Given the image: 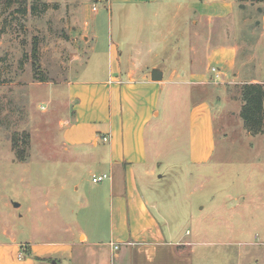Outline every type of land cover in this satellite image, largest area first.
Listing matches in <instances>:
<instances>
[{
  "label": "rangeland",
  "instance_id": "obj_1",
  "mask_svg": "<svg viewBox=\"0 0 264 264\" xmlns=\"http://www.w3.org/2000/svg\"><path fill=\"white\" fill-rule=\"evenodd\" d=\"M164 1L160 7L166 18L161 14L155 20L159 29L166 30L165 19L180 14L165 34H169L170 59L158 60L157 66L168 70L165 78L173 84L164 87L161 114L153 120L158 131L147 128L150 159L157 164L152 176L140 179V186L148 200L157 204L151 206V213L164 228L170 225L188 239L204 242L194 247L197 264L201 259L206 264H264V132L250 133L241 116L245 78L264 77V38H260L264 3H257L263 9L260 12L249 0L241 2L246 6L242 10L234 0H216L218 5H213L214 0ZM33 3L37 6L34 12ZM66 4L65 0H29L26 14L15 11L18 5L0 6V243H11L13 237L20 243L32 238L38 242L36 234L56 233L61 210L75 205L76 196L88 190L98 168L91 150L64 143L63 121L70 118L72 108L64 81L75 66L74 56L84 50ZM88 4L92 11L94 3ZM95 5L98 13L106 12L104 5ZM230 11L237 20L242 16L239 29L243 31L245 24L254 26L258 20V34H247V29L245 37L240 33L244 48L238 57L244 59L245 53L255 52L260 63L243 66V75L236 80L220 74L222 63L206 59L210 51L206 44L210 47L217 36L221 39V21H208L198 14ZM137 21L128 22V33L115 30L114 41L124 45L126 37L136 35L142 27ZM107 25L99 28L103 37H108ZM121 50L125 53V47ZM138 61L141 72L153 64V60ZM106 62L89 60L80 71L102 72ZM189 71L209 73L191 79ZM44 77L47 80L40 81ZM196 80L203 83L195 85ZM203 102L215 114L206 131L198 120L190 123L191 110ZM201 133L214 146L206 161L198 163L193 143ZM76 184L80 193L74 192ZM90 201L92 208L95 203ZM0 250L4 264L25 262L19 260L21 249L15 245Z\"/></svg>",
  "mask_w": 264,
  "mask_h": 264
},
{
  "label": "crops",
  "instance_id": "obj_2",
  "mask_svg": "<svg viewBox=\"0 0 264 264\" xmlns=\"http://www.w3.org/2000/svg\"><path fill=\"white\" fill-rule=\"evenodd\" d=\"M65 2V6L70 8L73 28H77L75 31L83 41L84 50L74 56L75 66L64 81L68 101L72 104L70 118L63 121L66 129L64 143L81 150H91L98 159L94 164L98 168L92 174L109 173L111 178L99 183L90 182L91 186L83 195H75V205L70 210H61L64 217H60L61 226L56 233L43 231L36 234L40 237L38 242L32 238L20 243L13 237L11 243L2 242L0 247L17 246L18 251L21 249L19 260L25 261L23 264H197L194 247L204 242L188 239L170 225L164 228L151 213V206L156 207L157 204L148 200L140 186V179L152 176L157 164L150 159L147 128L153 127L154 131H158L153 126V120L161 114L159 107L164 87L173 84L170 78H165L168 72L165 67H161L163 79L159 81L152 79L151 71L159 66L158 60L170 59V48H166L169 34H165L180 14L173 13L167 21L165 19V30L159 29L155 22L161 14L166 18L165 9L160 7L164 0ZM91 2L94 3L92 11L88 8ZM95 3L104 5L106 12L98 13L100 10ZM232 3L240 10L246 7L235 0ZM214 4L218 5L216 0ZM250 5L258 10L261 7L257 3ZM198 14L208 21H221V39L217 36V41H211L210 47L206 44L207 51L210 50L206 59L223 64L224 70L219 72L225 79H239L243 75V66L260 63L255 52L245 53L244 59L238 57L239 51L244 48L240 33L245 37L247 29V34H258V20L254 26L252 23L245 24L247 28L243 31L239 29L242 16L237 20L233 11L226 14ZM114 20L118 24L116 29ZM136 20H139L138 24L141 22L142 27L129 38L130 41L126 37L125 46L123 42L114 41L115 30L128 33L131 30L128 22ZM106 24L109 33L108 37H103L104 32L99 28ZM261 37L264 38V33ZM121 46L125 47V53ZM89 60H105L106 68L102 72L91 70L87 73V69L81 73L80 69ZM138 60H153V64L141 72ZM208 73L189 71L187 76L196 79ZM245 81L264 82V77L259 79L253 76L251 80L245 78ZM194 82L195 85L203 83L198 80ZM206 103L193 108L190 114V123L198 120L205 125V131L215 118L213 107ZM204 134L201 133L200 139H194L193 143L198 163L206 161L208 150L214 146L213 140ZM104 136H108L109 140H105ZM118 178H121L119 184ZM74 192L80 193L79 184L75 185ZM90 199L95 203L92 208ZM187 234L191 235L189 230ZM22 250L30 253L31 258ZM4 260L5 255L0 250L1 264H4ZM199 264H206L205 259H201Z\"/></svg>",
  "mask_w": 264,
  "mask_h": 264
},
{
  "label": "trees",
  "instance_id": "obj_3",
  "mask_svg": "<svg viewBox=\"0 0 264 264\" xmlns=\"http://www.w3.org/2000/svg\"><path fill=\"white\" fill-rule=\"evenodd\" d=\"M241 5L246 0H238ZM254 3H264V0H249ZM242 2V3H241ZM29 0H0V6L12 7L18 5L16 12L26 14L28 12ZM37 6L32 4L31 10L34 12ZM262 12V7L259 8ZM36 54V52H35ZM38 67V66H37ZM46 81L47 78H39ZM243 106L241 116L244 119L246 129L252 134L264 132V82H245L241 90Z\"/></svg>",
  "mask_w": 264,
  "mask_h": 264
},
{
  "label": "built area",
  "instance_id": "obj_4",
  "mask_svg": "<svg viewBox=\"0 0 264 264\" xmlns=\"http://www.w3.org/2000/svg\"><path fill=\"white\" fill-rule=\"evenodd\" d=\"M212 70L215 71L216 68L213 67ZM104 139L105 140H109L108 136H104ZM109 178H111L109 173H102V174H94L92 180H93L94 183H99V182H103V181H105V180H107Z\"/></svg>",
  "mask_w": 264,
  "mask_h": 264
},
{
  "label": "water",
  "instance_id": "obj_5",
  "mask_svg": "<svg viewBox=\"0 0 264 264\" xmlns=\"http://www.w3.org/2000/svg\"><path fill=\"white\" fill-rule=\"evenodd\" d=\"M151 75H152V79L154 81H159V80H162L163 79V71L160 69V68H153L152 71H151ZM20 204L19 203H15V206H19Z\"/></svg>",
  "mask_w": 264,
  "mask_h": 264
}]
</instances>
